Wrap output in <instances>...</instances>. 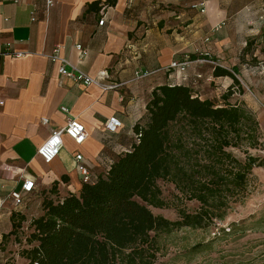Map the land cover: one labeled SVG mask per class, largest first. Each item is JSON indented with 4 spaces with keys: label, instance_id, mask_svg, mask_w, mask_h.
<instances>
[{
    "label": "crops",
    "instance_id": "crops-1",
    "mask_svg": "<svg viewBox=\"0 0 264 264\" xmlns=\"http://www.w3.org/2000/svg\"><path fill=\"white\" fill-rule=\"evenodd\" d=\"M105 1L52 0L48 8L45 0H0V52L5 53L0 57L1 200L19 190L23 179L35 188L22 206L32 202L39 208L41 193L54 184L60 197L77 194L82 184L77 166L85 167L91 180L103 174L129 148L131 129L157 87L202 85L206 70L209 82L223 85V91L232 85L227 77H212L211 62L191 61L184 73L168 69L189 41L174 37L173 16L184 22L199 18L193 8L200 0H114L113 6ZM95 2L101 4L89 9ZM203 3L206 27L213 31L225 15L214 2ZM62 62L102 87L60 78ZM110 117L122 124L115 134L105 130ZM72 119L82 124L86 139L77 146L63 136L61 153L45 164L37 149ZM258 121L264 139V113Z\"/></svg>",
    "mask_w": 264,
    "mask_h": 264
},
{
    "label": "trees",
    "instance_id": "trees-1",
    "mask_svg": "<svg viewBox=\"0 0 264 264\" xmlns=\"http://www.w3.org/2000/svg\"><path fill=\"white\" fill-rule=\"evenodd\" d=\"M261 39L264 56V28ZM250 46L246 43L243 55ZM196 60L215 62L209 55H190V62ZM237 72L236 66L213 68V78L232 80L220 106L199 99L189 85L155 88L131 129L129 148L103 174L82 183L77 194L60 197L56 184L41 193L21 264H155L159 234L206 231L222 223L250 195L252 170L264 165L249 153L261 144L258 122L244 107L227 103L239 88ZM158 181L173 185L181 202L198 208H178L176 221L153 215L149 207L166 208Z\"/></svg>",
    "mask_w": 264,
    "mask_h": 264
},
{
    "label": "rangeland",
    "instance_id": "rangeland-1",
    "mask_svg": "<svg viewBox=\"0 0 264 264\" xmlns=\"http://www.w3.org/2000/svg\"><path fill=\"white\" fill-rule=\"evenodd\" d=\"M200 1L214 2L224 13V22L219 24L220 30L208 31L204 14L199 18L193 16L186 22L173 16L174 37H182L183 40L189 37V41L180 47L179 57L172 62L187 57L190 65V55H209L215 59L210 63L211 67L219 65L231 71L236 66L238 72L235 78L239 88H234V94L227 103L244 107L259 125L258 116L264 113V56L259 52L264 28V0ZM216 33L220 36L213 35ZM225 39L230 42H223ZM246 43H251V46L243 55ZM199 62L197 60L196 65H201ZM207 72L201 76L203 88L201 83L190 86L195 93L214 104L224 105L221 96L226 90L223 91V85L210 83ZM260 137V146L249 153L264 160L262 133ZM233 154L243 158L235 151ZM250 180V195L242 204L235 205L222 223H216L206 231L184 229L159 234L156 238L159 253L155 264H264V165L252 170ZM157 185L166 208L149 207L153 215L176 221L178 208L188 212L198 208L195 202H181L173 185L162 181H158ZM38 212L39 208L32 202H25V206L17 209L8 208L5 204L4 215L0 218V264L22 263L19 254L27 248L28 225ZM11 214L15 215L13 222Z\"/></svg>",
    "mask_w": 264,
    "mask_h": 264
},
{
    "label": "built area",
    "instance_id": "built-area-1",
    "mask_svg": "<svg viewBox=\"0 0 264 264\" xmlns=\"http://www.w3.org/2000/svg\"><path fill=\"white\" fill-rule=\"evenodd\" d=\"M46 7L52 6V0H45ZM196 9L199 10L201 14H205V3L201 2L197 5ZM102 21L99 22V26L102 25ZM220 29V26H216L214 28L215 31ZM76 49L82 52V49L80 46H76ZM8 51V49H6ZM2 55H5V53L0 52V57ZM18 56V55H16ZM55 61V58L52 59ZM189 62L187 57L172 62L168 69L169 70H175L179 73H184L186 69L188 68ZM58 75L61 78H68L71 79L75 83H83L85 85H95L100 86L98 79H91L88 76L76 71L74 68H70L66 65L65 62H62L61 66L58 68ZM147 73H143L141 76L145 77L147 76ZM102 87V86H100ZM105 88H116L114 86H109ZM42 124H45L46 121L42 120ZM122 127V124L120 120H118L115 117H110L106 124H105V130L108 134H115L117 131ZM63 136L68 137L75 145L79 146L81 145L84 140L86 139V132L82 124H80L77 120H69L66 124V126L63 129L60 130H54L51 132L49 138L45 141L43 145H41L37 151V156L45 163L49 164L54 159H56L59 154L61 153L63 149ZM76 162H79L81 160V157L78 155L75 157ZM78 173L81 177L82 183H90L91 179L88 174V171L85 167L78 165L77 166ZM34 183L30 180L23 179L22 184L19 188V190H14L9 193L8 200H1L0 199V216L5 210V204H8V208L17 209L20 208L23 205L24 199L26 195L30 194L34 190Z\"/></svg>",
    "mask_w": 264,
    "mask_h": 264
}]
</instances>
